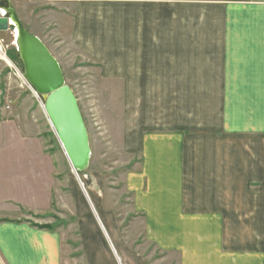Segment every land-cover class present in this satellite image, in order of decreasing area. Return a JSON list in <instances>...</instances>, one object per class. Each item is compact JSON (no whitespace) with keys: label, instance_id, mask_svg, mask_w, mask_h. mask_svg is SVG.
I'll return each mask as SVG.
<instances>
[{"label":"crops","instance_id":"0c3cea01","mask_svg":"<svg viewBox=\"0 0 264 264\" xmlns=\"http://www.w3.org/2000/svg\"><path fill=\"white\" fill-rule=\"evenodd\" d=\"M8 1L62 70L67 46L117 84L120 151L137 162L129 214L150 241L127 247L110 212L102 229L89 210L80 264H148V250L168 264H264V0ZM33 2L36 31L21 13ZM7 219L0 264L76 259L60 233Z\"/></svg>","mask_w":264,"mask_h":264},{"label":"rangeland","instance_id":"374dc122","mask_svg":"<svg viewBox=\"0 0 264 264\" xmlns=\"http://www.w3.org/2000/svg\"><path fill=\"white\" fill-rule=\"evenodd\" d=\"M33 3H25L21 13L26 26L36 31L40 21L39 12L34 10L38 11L41 3ZM51 40L57 44L64 41ZM63 49L61 71L86 127L91 150L89 166L79 178L71 171L39 96L23 83V78L21 81L17 77L15 70L0 64V220L8 218L60 233L68 258L73 256L71 250L76 256L69 264H80L82 246L87 245L83 229L96 228L89 210L102 229L108 228L103 215L110 212L120 240L139 252L150 240L143 238L144 221L132 219L129 214L131 198L125 192L124 180L136 169L137 162L120 151L117 84L103 82L96 66L92 68L87 59L70 47ZM7 57L22 76L17 50L10 48ZM21 238L14 234L7 237L13 245ZM142 256L148 258V264L171 261L153 250Z\"/></svg>","mask_w":264,"mask_h":264},{"label":"water","instance_id":"95a60500","mask_svg":"<svg viewBox=\"0 0 264 264\" xmlns=\"http://www.w3.org/2000/svg\"><path fill=\"white\" fill-rule=\"evenodd\" d=\"M4 3L7 17L0 18V31L6 30L9 18L18 33L17 53L23 78L29 89L39 96L44 115L71 171L79 175L89 166L91 150L77 100L48 49L24 29L9 1Z\"/></svg>","mask_w":264,"mask_h":264},{"label":"built area","instance_id":"2783aa9c","mask_svg":"<svg viewBox=\"0 0 264 264\" xmlns=\"http://www.w3.org/2000/svg\"><path fill=\"white\" fill-rule=\"evenodd\" d=\"M7 17V13L4 9L0 7V18H5ZM8 22L6 24V30L5 31H0V64H3L5 67H7L9 70L13 69L15 70V74L17 77L21 80L19 77L18 71L15 69V66H11L10 64H13L9 58L7 57V53L9 52L10 48H16V31L15 26L13 25L12 21L8 18ZM17 32V31H16ZM23 78V77H22ZM22 81V80H21ZM24 81V80H23ZM25 83V82H23ZM8 109V107H7Z\"/></svg>","mask_w":264,"mask_h":264},{"label":"bare ground","instance_id":"6f19581e","mask_svg":"<svg viewBox=\"0 0 264 264\" xmlns=\"http://www.w3.org/2000/svg\"><path fill=\"white\" fill-rule=\"evenodd\" d=\"M6 0H0V7L2 8V9H4L5 11H6V7L5 6H3V3L5 2ZM15 33H16V39H15V45H16V48L18 49L19 48V39H18V36H17V32L16 31H14ZM12 67L14 66L13 64H10ZM19 76H20V78L22 79V77H23V72H22V76H21V74H19ZM23 80H24V78H23ZM23 82H25V81H23ZM26 83V82H25ZM33 93V92H32ZM35 94V93H34ZM38 101H39V103H40V105H41V107H42V103H41V100L40 99H38ZM90 158H91V155H90ZM90 162V161H89ZM85 171V170H84ZM76 175V174H75ZM77 177H78V175H76ZM79 178V177H78ZM80 182V181H79ZM80 185L82 186V184H81V182H80Z\"/></svg>","mask_w":264,"mask_h":264},{"label":"flooded vegetation","instance_id":"af4514ba","mask_svg":"<svg viewBox=\"0 0 264 264\" xmlns=\"http://www.w3.org/2000/svg\"><path fill=\"white\" fill-rule=\"evenodd\" d=\"M3 5L5 6V5H6V3H3Z\"/></svg>","mask_w":264,"mask_h":264}]
</instances>
